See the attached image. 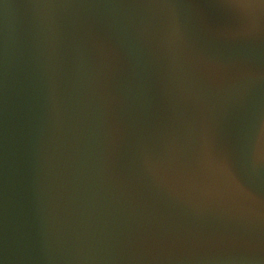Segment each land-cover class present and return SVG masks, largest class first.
I'll use <instances>...</instances> for the list:
<instances>
[{
    "label": "water",
    "instance_id": "obj_1",
    "mask_svg": "<svg viewBox=\"0 0 264 264\" xmlns=\"http://www.w3.org/2000/svg\"><path fill=\"white\" fill-rule=\"evenodd\" d=\"M0 264H264V0H0Z\"/></svg>",
    "mask_w": 264,
    "mask_h": 264
}]
</instances>
